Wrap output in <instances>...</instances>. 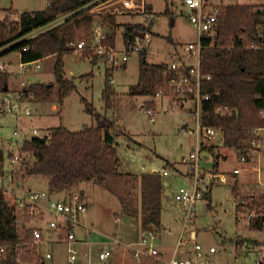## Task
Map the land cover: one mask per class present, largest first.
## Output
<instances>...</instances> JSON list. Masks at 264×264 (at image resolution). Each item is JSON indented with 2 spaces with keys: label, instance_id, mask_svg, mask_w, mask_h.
<instances>
[{
  "label": "rangeland",
  "instance_id": "1",
  "mask_svg": "<svg viewBox=\"0 0 264 264\" xmlns=\"http://www.w3.org/2000/svg\"><path fill=\"white\" fill-rule=\"evenodd\" d=\"M123 1L105 0L98 4V8L103 9L109 5L117 11H125L122 15H118L115 21L116 44L122 46L123 25L141 21L140 14H136L137 9L134 10V8L140 7L142 2L147 4V10L154 14L150 24L152 40L146 54L148 63L165 62L169 64L173 59L171 51L174 46L181 49L184 44L197 40L195 29L181 11L183 7L180 0H132L134 3L132 7L125 6ZM209 1L215 5L264 6V0ZM46 4L47 0H0V19L8 10L15 12L10 13V18L17 19L18 12L41 10ZM105 24L108 23L105 22ZM108 25L105 26L106 30L109 29ZM90 32L91 26L89 35ZM83 51L85 50H74L63 57L65 76L74 82L75 89L62 101L58 99L52 56L28 63L26 65L28 69L22 70L19 51H10L0 55V62L6 64L9 72L10 87L19 85L21 80L29 86L31 83H53L46 99L27 94L30 100L27 105L32 113L24 117L20 126L27 129L37 128L40 134L49 132L51 127L59 124L72 131L93 126L96 122L85 111L82 98L91 103L96 112L114 122L113 131L118 133L116 153L119 158L117 170L120 174L107 178L103 184L81 181L78 183V188L74 190L79 197L88 201V208L83 215L84 217H95L98 228L94 233L97 240L101 242L115 236L114 233L120 234L119 237L127 238L122 230L119 231L124 223L129 224L130 227H138L141 217L140 175L154 169L161 170L166 164L168 175L161 176L162 182L167 183L166 192L162 191L161 226L153 240L154 246L163 254L159 264H165L164 259L171 255L181 234L185 215L184 207L174 199L173 193L179 185L188 182L185 175L188 164L182 159L187 157L194 147V135L188 131L196 125L193 114L194 103L188 99L185 106L181 107L168 97L171 95L155 96L133 93L139 77L140 57L137 53L130 56L125 67H114L113 74L110 76V91L105 93L104 100L102 96L106 78L105 63L101 58L96 64L92 59L83 58L79 53ZM90 53L91 56L94 55L91 51ZM152 100L156 104L153 120L146 110L147 107H152ZM2 121L0 147L4 148L3 165L8 167L7 153L17 151L20 140L15 141L13 138L12 131L15 127L13 118L7 117ZM183 123L187 124V128L183 127ZM261 147V150L252 151L251 157L246 161L240 159L236 148L223 144L209 145L206 150L200 151L199 166L211 167L214 156H217L218 165L212 167V171L222 175V179L211 186L210 204L206 205L205 202L196 206L192 226L195 229L196 241L205 248L211 245L217 248L218 252L211 255L212 264H255V258L264 249V227L261 230L251 229L248 225L252 223V220L247 218V203L260 200V196H264V144ZM223 153L227 156L223 157ZM23 183L25 187L29 185L34 189L48 190V182L43 176H28ZM69 192L71 191H58L59 194L52 192L51 196L67 198ZM252 194L254 196H251ZM16 217L21 237L30 230L28 229L29 224L35 222L42 227L44 236H46L48 235L47 224L53 215L46 212L40 220L30 222L27 220V223H24L23 214L16 209ZM127 217L130 219L129 223ZM139 231H143L141 222ZM75 232L77 236L81 235L79 228H76ZM131 232L135 231L131 229ZM242 236L245 237L244 241L260 237L257 241L263 245L257 247L252 242H246L244 244L250 245L248 249L246 247L241 250L237 249L233 241L237 240L236 238L243 239ZM181 238L183 240L189 238V231L182 232ZM42 249H47L52 253V257L46 259L44 264H69L66 261V246L59 241L43 243L38 248L21 251L19 257L21 260L37 262L41 259ZM81 262H84V259L79 258L72 264Z\"/></svg>",
  "mask_w": 264,
  "mask_h": 264
},
{
  "label": "trees",
  "instance_id": "2",
  "mask_svg": "<svg viewBox=\"0 0 264 264\" xmlns=\"http://www.w3.org/2000/svg\"><path fill=\"white\" fill-rule=\"evenodd\" d=\"M92 1L47 0L45 8L18 12L17 19L10 18V13L15 12L6 11L0 19V55L19 51L21 62L52 56L58 99L62 101L75 89L74 82L64 77V55L75 50L77 40L89 37L90 26L96 16L104 24L116 25L117 10L109 5L98 8V4L105 0L89 4ZM219 7L213 40L204 38L201 41V69L210 74V79L202 82V90L211 94L210 99L203 102L202 122L220 128L222 144L240 152L257 137L253 130L264 128V6L227 4ZM134 10L140 14L147 8L142 6ZM48 24L45 30L24 38L26 33ZM123 28L125 43L134 41L145 31L141 23H126ZM105 41L114 44L112 36ZM83 54L91 55L88 49ZM139 55V77L133 93L154 95L156 88L174 71L164 62L148 63L145 50ZM109 71L105 72L104 100L111 86ZM7 82L8 73L0 72V91L8 89L3 90ZM52 86L51 82L33 83L26 90L30 95L46 99ZM82 101L95 125L72 131L59 124L51 127L46 137H33L22 144V149L30 151L34 157L33 165L25 167L23 176L45 177L50 192L70 191L81 181L103 184L107 178L120 174L116 153L118 133L113 131L114 122L96 112L85 98ZM219 105L228 106L235 110V114L228 111L216 113L215 108ZM3 163L4 150L0 147V173L3 172ZM213 166L217 167V156H214ZM162 187V179L157 172L140 175V222L143 230L160 228ZM207 199L210 202V194ZM249 205L263 210L264 196ZM263 220L264 215L261 219H253L251 225L262 228ZM28 237L31 238L30 230L23 237L18 231L15 194L0 186V243L8 246L3 264H15V244ZM36 264H44V261L39 260Z\"/></svg>",
  "mask_w": 264,
  "mask_h": 264
},
{
  "label": "built area",
  "instance_id": "3",
  "mask_svg": "<svg viewBox=\"0 0 264 264\" xmlns=\"http://www.w3.org/2000/svg\"><path fill=\"white\" fill-rule=\"evenodd\" d=\"M95 1L99 0H93L89 4ZM180 2L183 7L181 11L196 31L197 40L184 45L185 57L172 60L169 63L168 67L174 71V74L164 79L163 83L156 88L154 95H171L190 99L194 103L193 114L196 125L195 128L188 129L194 135V147L188 156L182 159L183 162L188 164V170L185 173L188 182L179 185L173 193L174 199L180 202L185 209L181 234L184 231H189V238L183 240L180 234L175 248L171 255L164 259V262L165 264H212L211 255L218 252L217 248L212 245L205 248L201 243L196 241L195 229L192 226L196 215V206L205 202L208 205L209 200L207 199V195L211 193V186L222 179L220 173L212 171V167H214L213 163L209 168L199 166L200 151L202 149L206 150V147L209 145H220L223 143L222 130L202 122L203 102L209 100L211 94L202 90V82L210 79V74L202 71L200 55L202 39L208 38L213 40L215 36L220 7L219 5L212 4L209 0H180ZM123 3L127 7H132L134 4L132 0H124ZM153 16L154 14L149 10L140 13L141 21L138 23L144 25L145 31L141 35H138L134 41L124 43L122 46L112 45L105 41L108 37L105 24L95 17L91 24L89 37L77 40L74 43L75 51L88 49L92 54L103 59L109 65L122 66L132 54H140L141 51L148 48L152 40L150 24ZM48 27L49 24L38 27L26 33L24 38L33 37ZM251 45L253 46V44ZM23 49H26V47ZM31 62L36 61L21 62L22 70H27L26 65ZM5 69V64L0 62V72ZM26 89L24 83H21V87L18 90L0 91V127L3 125V119L12 117L15 125L12 131L13 138L15 141L20 140L17 151H9L7 153L9 166L4 167L3 165V172L0 173V186L15 194L16 209L29 222L40 220L44 213L50 212L53 218L48 221L47 226L52 234L44 237L43 229L37 222L29 224L28 229L31 232L30 240L19 241L15 244V264H36V262L31 260H21L19 252L26 251L29 248H38L42 242H51L52 240L65 244L66 261L70 264L75 263L79 258L86 259L88 264H106L112 255L110 248L103 247L96 252L94 257H91L89 252L82 251L78 246L81 240L78 239L75 229L82 225V215L86 212L88 204L74 192L75 188L70 190L71 192L68 193L67 198H54L51 196L52 192L49 190L25 187L23 183L25 167L31 166L34 163L32 153L22 149L23 142L29 141L33 137L44 138L48 134V132L40 134L37 128L27 129L20 126V118L29 116L32 113L31 108L27 105L29 101L27 94L30 95V93ZM262 90L264 93V85ZM146 110L151 120H153L154 109L147 107ZM227 111L232 113V110L226 105H219L215 108L216 113ZM261 113L263 114V112ZM261 129L256 128L253 130L257 137L250 141L249 146L239 152L242 161L248 160L251 157L252 151L260 150ZM150 172H157L160 176L168 175L166 166L161 170L154 169ZM162 185L164 192H166V181L162 182ZM251 196H254V194ZM247 204V218L250 220L261 219L264 215V209L260 210L255 205L251 207L250 203ZM262 224L264 227V220ZM157 234L158 229L148 228L142 231L137 240L125 242L124 245L131 250V255L135 259H140L143 256L162 259V252L153 244V240ZM119 241L120 237L116 235L114 242L118 243ZM7 252L8 246L0 243V264H3L6 260ZM40 257V260L48 259L51 257V253L41 254ZM254 263L264 264V249L255 258Z\"/></svg>",
  "mask_w": 264,
  "mask_h": 264
},
{
  "label": "crops",
  "instance_id": "4",
  "mask_svg": "<svg viewBox=\"0 0 264 264\" xmlns=\"http://www.w3.org/2000/svg\"><path fill=\"white\" fill-rule=\"evenodd\" d=\"M140 8L142 7V6H145L146 8H148V6H147V4L144 2H142V3H140ZM24 11V10H23ZM27 11H34V10H27ZM128 11V10H127ZM21 12V11H20ZM123 13H125V11H117L116 12V16H115V19H116V17L118 16V15H122ZM96 18H100L99 16H96ZM106 25H108V24H105V26ZM116 26H113L112 24L110 25H108V28L109 29H107L108 31V36H112L113 37V43L115 44V45H117L116 44V33H117V30H116V28H115ZM121 35H122V44L121 45H123L125 42H124V40H123V33H121ZM174 43V42H173ZM175 44V43H174ZM185 45V44H184ZM184 45L181 47V49H177L175 46H174V49L171 51V53H172V56H173V59L172 60H175V59H180V58H183V57H185L186 56V54H185V51H184ZM147 50H148V48L145 50V53L147 54ZM8 53V52H7ZM82 56H83V58L85 57V58H87V59H92L93 60V62L96 64V63H98L99 62V57H94L93 58V55L91 56V55H89V56H86V55H84L82 52H79ZM6 54V53H5ZM1 55H3V54H1ZM19 57H20V55H19ZM139 57H140V55H139ZM46 58H48V57H45V58H43V59H41V60H44V59H46ZM103 60V59H102ZM171 60V61H172ZM104 61V60H103ZM104 63H105V72L106 71H111V75L113 74V71H114V67H118V66H111V65H109L106 61H104ZM159 63H161V62H159ZM165 63V62H164ZM5 64V63H4ZM167 64V67H168V63H166ZM5 66H6V64H5ZM126 66V63L125 64H123L122 65V67H125ZM113 67V69H109V68H112ZM169 68V67H168ZM109 69V70H108ZM109 71V72H110ZM2 72H7L8 73V80H9V72H8V70H7V68L4 70V71H2ZM64 77L66 78V79H68L66 76H65V72H64ZM21 83H24V86H25V89L29 86V85H25V82L24 81H20V84L19 85H13L12 87H10L9 85H10V82L8 83L7 82V90L8 91H15V90H18V89H20V87H21ZM31 84H33V83H31ZM110 84H111V80H110ZM174 103H176L177 105H179V106H181V107H184L185 106V104H186V100H188V99H186V98H182V97H175V96H168ZM30 101V100H29ZM53 107H55V105L53 106ZM152 107H153V109H155L156 108V104H155V101L154 100H152ZM25 117V116H24ZM24 117H21L20 118V123L21 122H23L24 121ZM27 117V116H26ZM187 124L186 123H183V127L184 126H186ZM67 128V127H66ZM260 135H261V146L264 144V128H262L261 130H260ZM8 145H10V143L8 142ZM261 148L262 147H260V150H261ZM2 149H4V148H2ZM257 151V150H256ZM227 155L225 154V153H223V157H226ZM217 165H218V161H217ZM164 166H167L166 164L164 165ZM171 167H174V165H171ZM243 168H246V167H243ZM239 171H240V168L238 169ZM28 176H41V175H27V176H25L24 177V179H26ZM47 180V179H46ZM28 187H30V188H32L31 186H29L28 185ZM47 187H48V184H47ZM73 188H78V185H75ZM162 191H164V189H163V187H162ZM55 193H58V192H55ZM59 194V193H58ZM162 194V193H161ZM63 196H65V195H63ZM211 196V195H210ZM86 202H87V204H88V201L87 200H85ZM210 203V202H209ZM161 208H162V202H161ZM126 218V217H125ZM135 218V217H134ZM117 219H118V217H117ZM138 219H139V217H138ZM127 220H128V223H129V217H127ZM24 223H27V222H25V221H23ZM81 223H82V225H80L79 227H76V228H79L80 229V234L81 235H79L78 236V239H80L81 241H80V243L78 244V246H79V248L82 250V251H87V252H89L90 253V255H91V257H94L95 256V254H96V252L98 251V250H100L101 248H103V247H108V248H110V250H111V252H112V255H111V258H110V260L106 263V264H159V260H161V259H157V258H153V257H148V256H143V257H141L140 259H135V258H133L132 257V255H131V250H129L125 245H124V243L125 242H129V241H135V240H137L139 237H140V235H141V231H139V228H140V219H139V224H138V227L137 228H134V227H130V225L129 224H125L124 223V225L122 226L123 228L122 229H120L119 228V231H121L122 230V232H123V234L124 235H126L127 236V238H122V237H120V241L118 242V243H115L114 242V237L116 236V233H114V235L115 236H112V237H110V238H108V240H105V241H103V242H101L100 240H97V238L95 237V233L94 232H96L97 231V226H98V224H97V222H96V220H95V217H84V215L82 216V219H81ZM161 226V225H160ZM251 229H253V230H261L262 228H257V227H254V226H252L250 223H249V225H248ZM134 228V229H133ZM91 229V230H90ZM131 229H132V231L134 230L135 232H131ZM139 234H138V233ZM47 233H48V235L49 234H52V232L50 231V230H48L47 231ZM132 233V234H131ZM138 234V235H137ZM43 235H45V233L43 232ZM120 235V234H119ZM118 235V236H119ZM121 236V235H120ZM264 236V235H263ZM45 237V236H44ZM129 237H131V238H129ZM133 237V238H132ZM242 238L243 239H238V238H236L237 240H235V241H233L234 242V244H235V247H237V249H242L243 247H246L247 249H248V247L250 246L249 244H244V243H246V242H252V243H254V244H256L257 245V247H259L260 245H263V243H260L259 241H257L259 238L258 237H253V240H248V241H244L245 239V237H243L242 236ZM252 238V237H251ZM50 242V241H49ZM49 242H42L41 243V245L44 243H49ZM51 242H57L56 240H52ZM239 242V243H238ZM243 242V243H242ZM101 244V245H100ZM82 246V247H81ZM118 247V248H117ZM44 251V252H43ZM47 252H50V251H47V249L45 250H43L42 249V252H41V254L43 255L44 253H47ZM51 253V252H50ZM51 257H52V253H51ZM50 257V258H51ZM45 260L46 259H44L43 261H44V263H45ZM70 264V263H69ZM77 264H88V262H87V260L86 259H84V262H81V263H77Z\"/></svg>",
  "mask_w": 264,
  "mask_h": 264
},
{
  "label": "water",
  "instance_id": "5",
  "mask_svg": "<svg viewBox=\"0 0 264 264\" xmlns=\"http://www.w3.org/2000/svg\"><path fill=\"white\" fill-rule=\"evenodd\" d=\"M7 89V85H5L4 87H3V90H6ZM232 114L234 115L235 114V110H232Z\"/></svg>",
  "mask_w": 264,
  "mask_h": 264
}]
</instances>
